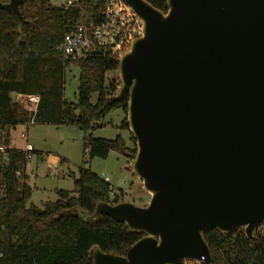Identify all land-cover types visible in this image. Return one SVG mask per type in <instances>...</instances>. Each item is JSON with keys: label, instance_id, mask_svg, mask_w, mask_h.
<instances>
[{"label": "water", "instance_id": "obj_1", "mask_svg": "<svg viewBox=\"0 0 264 264\" xmlns=\"http://www.w3.org/2000/svg\"><path fill=\"white\" fill-rule=\"evenodd\" d=\"M25 1L0 3L19 31ZM117 1L141 23L115 98L128 97L130 168L150 199L79 213L143 236L124 256L94 249L93 264H211L205 233L243 229L253 243L264 223V0H166V13Z\"/></svg>", "mask_w": 264, "mask_h": 264}, {"label": "trees", "instance_id": "obj_2", "mask_svg": "<svg viewBox=\"0 0 264 264\" xmlns=\"http://www.w3.org/2000/svg\"><path fill=\"white\" fill-rule=\"evenodd\" d=\"M9 0H0L1 4ZM55 0H26L20 6L24 25L0 9V146H7L9 133L18 126L40 125L76 128L83 133V154L89 160H106L110 152L132 159L136 153L124 140L92 138L90 131L112 111L124 115L119 127L128 131V97L116 99L119 80L107 81L106 74L117 71L118 59L95 44L88 43V57L63 63L60 47L63 35L75 25H97L107 0H73L68 7H57ZM166 13V0H144ZM78 69L74 103L64 99L65 71ZM19 98L37 96L34 114L19 105ZM96 96L91 104L90 98ZM33 152V151H32ZM30 154L5 149L0 153V264H93L92 252L124 256L128 248L143 238L123 224L102 216L93 224L82 221L79 213L91 215L96 203L115 206L124 196L85 169L86 161L73 179V190H56L57 199L41 208L27 206L31 188L24 171ZM211 264H264V235L255 232L253 243L241 229L229 235L217 231L203 235Z\"/></svg>", "mask_w": 264, "mask_h": 264}, {"label": "rangeland", "instance_id": "obj_3", "mask_svg": "<svg viewBox=\"0 0 264 264\" xmlns=\"http://www.w3.org/2000/svg\"><path fill=\"white\" fill-rule=\"evenodd\" d=\"M95 1V0H93ZM73 0H55L52 2L57 7H68ZM140 35H136L138 37ZM135 38V37H134ZM77 77L78 69L74 66H69L65 71L64 99L74 103L77 94ZM107 81L119 80V75L116 72L106 74ZM118 91V90H117ZM20 106L26 109L24 99H17ZM96 101V96L90 98L91 104ZM124 115L119 110L110 112L101 122V128L90 131L89 135L92 138H100L104 140H114L120 136L128 149L133 148V143L130 141V132L121 131L119 127ZM22 126H18L12 131L13 147L18 148L24 146L20 135L24 132ZM29 136L35 141L36 147L41 151L48 152L54 155L65 157L69 162V170L78 175V169L83 166L86 161L85 169L95 174L99 178H107L108 184L112 192L125 191L122 197L123 202L131 203L138 207H144L149 202L150 196L137 190L141 187V182L131 172V159L121 156L118 153L110 152L106 160L93 159L89 160L87 155L83 154V133L76 128H56L53 126H39L33 128L29 132ZM136 147V145H135ZM49 163L37 162L32 159L27 163V173L29 177V185L31 187V197L27 202V206H35L41 208L46 202H54L57 199L54 190H73V180L69 178L61 179L54 176L57 175L56 167L49 166ZM63 171L66 170L64 167ZM43 187L45 191H38L33 186ZM113 197V196H110ZM243 232L244 230L241 229ZM257 232V231H256ZM260 232L264 234V223L261 225ZM261 234V235H262Z\"/></svg>", "mask_w": 264, "mask_h": 264}, {"label": "built area", "instance_id": "obj_4", "mask_svg": "<svg viewBox=\"0 0 264 264\" xmlns=\"http://www.w3.org/2000/svg\"><path fill=\"white\" fill-rule=\"evenodd\" d=\"M101 17L102 20L97 25H75L66 30L60 47V59L63 63L71 64L86 59L89 55V42L117 58L129 51L132 40L141 32V23L131 10L117 0H107ZM24 102L26 110L34 114L39 98L28 96L24 98ZM20 138L26 140L25 132ZM4 151V147L0 146V153L3 154ZM24 151L30 154L33 149L26 144ZM29 158L30 155L27 159ZM101 180L108 183L107 178L102 177ZM121 193L124 195L125 191ZM113 195L114 193L111 192L110 196ZM260 228L261 226L258 227L257 232L262 234ZM181 264H204V258L197 261H183Z\"/></svg>", "mask_w": 264, "mask_h": 264}, {"label": "crops", "instance_id": "obj_5", "mask_svg": "<svg viewBox=\"0 0 264 264\" xmlns=\"http://www.w3.org/2000/svg\"><path fill=\"white\" fill-rule=\"evenodd\" d=\"M17 99H20L19 97ZM40 125H27V126H22L25 130V134H26V140H23L24 142V146H21V147H18V148H15L13 147V137H12V130L10 133H9V143L7 146L4 147V149H7V150H12V151H17V152H24V149H25V145L26 144H29L32 149H33V152L32 154L30 155V158L28 159L27 163L29 161H31L32 159H35V164L37 165V162H44L45 163H49L50 165L49 166H52V167H56V169H54V171H56V174H54V176L56 178H61V179H65V178H69L71 180L73 179H76L77 176H75L74 173H72L70 170H69V162L68 160L63 157V156H59V155H54V154H51V153H48V152H44L43 150L41 151L38 147H36V144H35V141L29 136V132L33 130V128L35 127H39ZM42 127V126H41ZM58 128V127H56ZM66 168V170H62L63 168ZM79 170V169H78ZM24 176H25V182L27 183V185H29V177H28V173H27V164H26V167H25V171H24ZM30 187V185H29ZM34 189L38 190V191H45L46 189L43 188V187H36L33 186ZM31 188V187H30ZM33 190V189H32ZM58 190H61V189H58ZM56 190H54V193H55Z\"/></svg>", "mask_w": 264, "mask_h": 264}]
</instances>
